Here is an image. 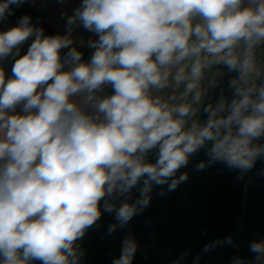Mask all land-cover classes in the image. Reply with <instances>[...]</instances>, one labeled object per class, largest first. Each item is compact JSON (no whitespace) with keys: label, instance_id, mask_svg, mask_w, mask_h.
<instances>
[{"label":"clouds","instance_id":"clouds-1","mask_svg":"<svg viewBox=\"0 0 264 264\" xmlns=\"http://www.w3.org/2000/svg\"><path fill=\"white\" fill-rule=\"evenodd\" d=\"M25 2L3 0L0 21ZM77 26L98 36L88 61L72 46ZM261 46L264 0H82L63 35L46 36L28 15L0 32V60L15 59L11 78L0 68V264H80L76 242L102 200L115 213L111 234L148 207L154 186L186 181L177 172L202 149L197 170L222 162L250 171L264 157ZM215 66L237 76L230 98L205 105ZM217 243L232 238L204 251ZM136 251L126 236L113 264H132ZM250 251L264 264V241Z\"/></svg>","mask_w":264,"mask_h":264},{"label":"trees","instance_id":"trees-1","mask_svg":"<svg viewBox=\"0 0 264 264\" xmlns=\"http://www.w3.org/2000/svg\"><path fill=\"white\" fill-rule=\"evenodd\" d=\"M10 9L9 21L0 23V32L17 26L19 19L28 15L33 26L43 28L46 36L57 34L31 2L19 7L12 5ZM33 40L34 37H30L19 46L20 56L27 53ZM73 47L83 53L84 61L90 59L88 47ZM66 51L61 50L62 55ZM259 52L264 53V46ZM14 63L11 55L0 60L6 80L12 77ZM215 67L216 82L208 88L205 105L214 103L222 94L230 98L228 83L237 76L224 66ZM112 91L108 86L100 95ZM204 118L205 114L201 112L200 119ZM258 142L264 143V138ZM150 159L154 162L153 157ZM207 160L206 149L190 157L187 166L177 172V177L187 173L186 181L173 191H168L167 184L154 186L148 207L111 234L108 228L117 224L115 213L104 212L102 200L100 219L76 242L83 252L80 264H113L121 255L123 239L129 235L137 243L132 264H233L234 258H240L244 264H255L250 243L264 241V157L258 158L254 167L243 174L238 169H229L222 162L210 163L197 170L196 165ZM139 187L131 190L129 203L139 197ZM161 192L164 195H159ZM124 199L119 197L113 202L119 207ZM226 237L232 238V244L217 243L209 251H204L205 245L223 241ZM30 264L42 262L34 260Z\"/></svg>","mask_w":264,"mask_h":264},{"label":"crops","instance_id":"crops-1","mask_svg":"<svg viewBox=\"0 0 264 264\" xmlns=\"http://www.w3.org/2000/svg\"><path fill=\"white\" fill-rule=\"evenodd\" d=\"M31 2L42 14L45 20L53 26L57 34H65L66 18L71 16L74 10L80 6L82 0H27ZM4 19L0 23L8 22ZM75 45H82L88 47L89 40L98 39V36L85 30L82 26H77L72 33ZM89 48V47H88ZM93 49L89 48V57H91ZM216 67L209 70V77H214ZM17 113L21 112V108L18 106Z\"/></svg>","mask_w":264,"mask_h":264},{"label":"rangeland","instance_id":"rangeland-1","mask_svg":"<svg viewBox=\"0 0 264 264\" xmlns=\"http://www.w3.org/2000/svg\"><path fill=\"white\" fill-rule=\"evenodd\" d=\"M8 20V18H6Z\"/></svg>","mask_w":264,"mask_h":264}]
</instances>
